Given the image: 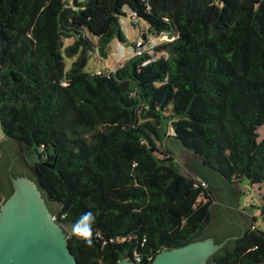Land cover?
Wrapping results in <instances>:
<instances>
[{"label":"trees","instance_id":"1","mask_svg":"<svg viewBox=\"0 0 264 264\" xmlns=\"http://www.w3.org/2000/svg\"><path fill=\"white\" fill-rule=\"evenodd\" d=\"M125 7L134 26L147 23L138 39L166 36L155 60L134 53L113 71L85 72L96 47L88 33L102 53L125 41ZM65 38L76 58L68 71ZM0 124L31 157L27 176L78 264L149 263L207 237L227 239L207 264H264L252 223L207 229L209 177L235 201L238 183L257 185L259 204L248 206L264 216V0H0ZM169 141L192 155V176ZM4 174L0 204L18 176Z\"/></svg>","mask_w":264,"mask_h":264},{"label":"water","instance_id":"2","mask_svg":"<svg viewBox=\"0 0 264 264\" xmlns=\"http://www.w3.org/2000/svg\"><path fill=\"white\" fill-rule=\"evenodd\" d=\"M0 152V185L4 183L7 168L18 175L11 176L13 190L0 204V264H78L68 247L65 230L49 210L38 184L27 176L31 168L18 143L3 141ZM208 183L214 186L216 200L224 206L213 207L207 229L217 235L232 231L234 227L228 219L246 227L245 216L225 208L228 204L237 207L231 187L210 177ZM226 242L227 239L215 243L207 237L162 250L149 263L124 258L117 264H207Z\"/></svg>","mask_w":264,"mask_h":264},{"label":"rangeland","instance_id":"3","mask_svg":"<svg viewBox=\"0 0 264 264\" xmlns=\"http://www.w3.org/2000/svg\"><path fill=\"white\" fill-rule=\"evenodd\" d=\"M124 12L126 15L121 16L119 20V28L125 41H119L118 38H113L106 46L104 53L97 47V38L88 33V37L95 44V49L90 52L89 59L85 64L83 70L88 73H97L99 71L107 72L113 71L119 65L123 64L126 59L134 55V45L139 37L140 30L146 31L147 23L140 19L138 20V25L134 26L130 21V12L125 7ZM159 41V38L156 39ZM72 42L71 38L63 39V50L62 56L64 59L65 71H68L72 63L76 60L75 57H67L64 53V48ZM264 139V125L257 129V141ZM3 134L0 124V144L3 142ZM168 148L175 152V157L179 163L181 173L192 176V171L187 167V163L190 162L192 155L189 152L182 151L181 149L175 147L170 141L167 144ZM28 165L30 166L32 159L31 157H25ZM1 159V152H0ZM262 191L264 190V184L262 185ZM242 193L238 196L236 200L237 207L225 205L226 210L236 212L239 215H243L247 218L246 228L251 227V223L260 232H264V216L261 215L260 211L248 206V202L251 197L254 198L255 204H259L258 200V186L251 184L246 180L238 183V190ZM214 206L223 207L222 201L214 199ZM252 205V204H251Z\"/></svg>","mask_w":264,"mask_h":264},{"label":"built area","instance_id":"4","mask_svg":"<svg viewBox=\"0 0 264 264\" xmlns=\"http://www.w3.org/2000/svg\"><path fill=\"white\" fill-rule=\"evenodd\" d=\"M157 38H159V40L161 39H167L166 36H162V37H150L146 40L144 39H137L136 40V43H135V51L134 53L136 55H140L142 54L143 52H148L150 53L153 57H152V60H155V55H154V47L157 45ZM135 262H140L141 261V258L139 255H136L135 258H134ZM147 260H151V257L149 256L147 258Z\"/></svg>","mask_w":264,"mask_h":264},{"label":"flooded vegetation","instance_id":"5","mask_svg":"<svg viewBox=\"0 0 264 264\" xmlns=\"http://www.w3.org/2000/svg\"><path fill=\"white\" fill-rule=\"evenodd\" d=\"M228 221H229V222H232L231 224H230V223H229V224L232 225V226L234 227V229H235V230L233 229L234 232L237 231L238 228H241L242 230L244 229V226H243L242 223H240V222H238V221H236V220H235V221L228 220Z\"/></svg>","mask_w":264,"mask_h":264}]
</instances>
